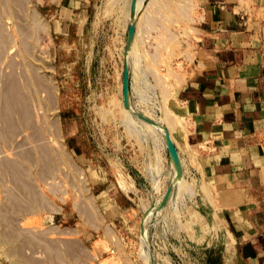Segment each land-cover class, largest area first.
I'll use <instances>...</instances> for the list:
<instances>
[{
	"label": "rangeland",
	"instance_id": "1",
	"mask_svg": "<svg viewBox=\"0 0 264 264\" xmlns=\"http://www.w3.org/2000/svg\"><path fill=\"white\" fill-rule=\"evenodd\" d=\"M65 2L0 0V264H225L196 151L174 138L193 2L138 0L128 47L125 1L69 18ZM96 173L126 192L123 217L100 211Z\"/></svg>",
	"mask_w": 264,
	"mask_h": 264
},
{
	"label": "crops",
	"instance_id": "2",
	"mask_svg": "<svg viewBox=\"0 0 264 264\" xmlns=\"http://www.w3.org/2000/svg\"><path fill=\"white\" fill-rule=\"evenodd\" d=\"M123 1L128 10L131 0ZM188 1L200 24L193 66L177 92L186 117L174 138L196 151L201 191L225 229V264H264V0ZM89 3L66 0L63 13L69 18ZM87 176L105 218L123 217L126 192Z\"/></svg>",
	"mask_w": 264,
	"mask_h": 264
},
{
	"label": "water",
	"instance_id": "3",
	"mask_svg": "<svg viewBox=\"0 0 264 264\" xmlns=\"http://www.w3.org/2000/svg\"><path fill=\"white\" fill-rule=\"evenodd\" d=\"M137 1L138 0H131V5H130V12L133 15V19H131L129 25H128V29H127V33H128V37H127V46H130V44L133 42L134 40V35H135V18L137 16L136 14V7H137ZM122 86H123V96H124V103H125V107L126 109H128V64H127V59L125 58L124 60V66H123V78H122ZM166 140L169 146V150L171 152L172 158L174 159V152H173V148L172 145L169 142V138H168V133L166 135ZM177 171V175H178V170Z\"/></svg>",
	"mask_w": 264,
	"mask_h": 264
},
{
	"label": "bare ground",
	"instance_id": "4",
	"mask_svg": "<svg viewBox=\"0 0 264 264\" xmlns=\"http://www.w3.org/2000/svg\"><path fill=\"white\" fill-rule=\"evenodd\" d=\"M137 18H138V14H137V16H136L135 23H136ZM135 25H136V24H135ZM127 47H128V46H127ZM128 49H129V48H128Z\"/></svg>",
	"mask_w": 264,
	"mask_h": 264
}]
</instances>
